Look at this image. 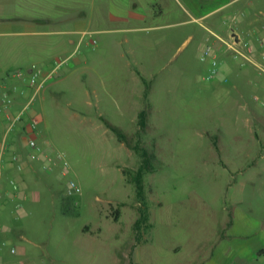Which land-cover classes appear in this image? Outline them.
<instances>
[{
  "label": "rangeland",
  "instance_id": "rangeland-1",
  "mask_svg": "<svg viewBox=\"0 0 264 264\" xmlns=\"http://www.w3.org/2000/svg\"><path fill=\"white\" fill-rule=\"evenodd\" d=\"M231 1L24 0L26 14L37 11L50 21H0L1 69L21 65L27 75L25 65L33 64L35 72L47 73L65 61L29 108L43 120L34 136L38 145L65 159L44 171L52 184L42 182L27 214L0 219V228H21L25 238H0L1 264H200L224 228L230 185L250 174L232 173V161L259 159L249 140L255 132L246 121L250 114L240 112L241 95L221 79L222 66L213 58V32L231 35L242 17L264 10V0ZM249 1L251 12L239 13ZM134 4L138 17L162 14L144 21L113 18L115 9ZM5 5L0 0V17ZM77 23L83 25L77 35L60 33ZM6 26L23 34L5 36ZM208 47L213 52L204 57ZM130 65L146 75V84L134 81ZM214 67L219 75L212 77ZM146 88L151 110L140 132L138 115L147 103L131 94ZM107 122L156 156L154 172L144 178L147 222H138L143 206L132 182L141 155ZM71 182L76 195L69 193ZM178 246L182 250L174 252Z\"/></svg>",
  "mask_w": 264,
  "mask_h": 264
},
{
  "label": "crops",
  "instance_id": "crops-1",
  "mask_svg": "<svg viewBox=\"0 0 264 264\" xmlns=\"http://www.w3.org/2000/svg\"><path fill=\"white\" fill-rule=\"evenodd\" d=\"M32 1L38 5V3L44 0ZM242 1L232 0L229 4L235 5ZM5 2L4 13L3 15L1 14L0 21L29 20L39 23L49 22L51 19L49 16L37 11L26 14V10L23 9L25 5L24 0H5ZM137 5L134 4L133 7L129 6L126 9H115L113 18L123 21H132L133 19L144 21L147 18L154 19L162 14L161 12H154L150 17H138L135 13ZM252 6V1L244 2L238 9V12L250 13ZM219 9L211 10V12ZM237 26L238 28L232 30L233 33L231 35L220 31L213 32L215 36L213 40V58L218 60L222 66L220 70L221 79L231 83L232 88L240 93L242 100V103L238 104L240 112L250 114L246 118V121L249 124L254 123L255 132L249 136V140L255 142L254 147H256L259 159L242 164H237L234 160L232 161L234 165L232 173L239 175L250 174L244 181L235 179L230 185V198L223 207L226 215V220L223 224L224 228L215 234L214 245L207 252L200 264H264V75L252 65H249L248 70L244 71L240 66V59L234 56L233 51V49H241L243 44L249 43L254 50L255 61L259 65L264 66V10H258L254 17H242ZM82 27L81 23H77L75 26L71 25L70 28H73L72 30L60 33L75 36L77 35L76 30H80ZM2 34L16 38L20 37L23 33L14 27L6 26L3 28ZM28 34L38 36L39 32L31 30ZM83 34L85 35L86 32ZM234 35L239 36V43L235 41ZM75 42V40L71 41L72 44H75ZM51 63L48 66H51ZM25 66H28L27 75L22 73L19 77L15 76L12 72L20 70L22 72L21 65L16 66L11 64L5 69L0 68V101H3L4 97L8 95L12 99L10 111L13 114L22 112L31 104L36 95L41 92L36 93L35 89L29 86L30 75L34 71L31 66L34 65ZM130 66V73L134 81L138 83L142 80L145 83L146 75L138 69L137 65ZM70 69L68 67L66 72H70ZM52 70L54 69L48 72ZM3 73L4 75H2ZM221 83L223 84V82ZM222 88L224 93H229L231 87L225 85ZM145 90L132 91L131 99L138 100L140 103H147L148 95L145 97ZM33 114L39 118L40 127L43 120L33 110L25 114L24 123L19 124L14 132L9 133L5 113L0 111V143L5 138L8 140L7 153L4 160L0 161V219L8 220L9 217L18 218L23 214H27L28 204L34 203L40 197L42 182L45 181L50 186L52 184L49 180L50 174H45L41 168L43 160L29 162L26 158L29 149L22 133L24 127L27 126L28 118ZM237 138L239 139L240 136L235 137L236 140ZM218 142L217 140L214 146L218 155L221 156L224 150ZM15 152L22 156L24 163L23 170H19L8 161L10 155ZM250 155L248 157H251ZM224 166H229V164H224ZM11 231L8 228H0V238L9 237L10 240L16 238L25 239L21 228L14 229L13 233ZM181 250V246L174 248V252H180Z\"/></svg>",
  "mask_w": 264,
  "mask_h": 264
},
{
  "label": "built area",
  "instance_id": "built-area-1",
  "mask_svg": "<svg viewBox=\"0 0 264 264\" xmlns=\"http://www.w3.org/2000/svg\"><path fill=\"white\" fill-rule=\"evenodd\" d=\"M264 40V39H263ZM93 43H96L93 41ZM234 56L239 58L241 61V65L243 67H247L249 65H252L258 69V71L264 75V66L259 65L254 58V50L252 46L249 43L243 44L241 49H233ZM213 52V49L211 47H208L204 52V57L210 55ZM65 61L59 62L57 66H55L54 70L51 72L43 73L41 71H33L30 75L29 80V86L33 89H35L36 93L39 92L41 89H43L47 83L54 78V73L57 70V68L62 65ZM15 76H21L22 72L15 71L13 72ZM219 75V69L217 67H214L212 69V77ZM12 105V99L6 95L3 99V101H0V111H3L5 113V120L8 123V132H14L15 128L25 122V114L28 113L30 104L20 113L13 114L10 111V107ZM39 118L36 115H31L28 118L27 126L24 127L23 130V136L26 140L27 148L29 149V153L27 155V160L29 162L32 161H39L43 160L42 163V170L43 171H50L51 165L56 164V160L58 159H65V156L63 154H58L56 156L53 155L51 151L48 149L41 148L36 140L34 139V136L39 135ZM8 149V140L7 138L3 139V141L0 143V161L2 162L4 160V157L7 153ZM9 163L13 166L17 167L19 170L24 169V163L22 156L19 153H12L9 157ZM70 171V165L69 163L64 160L63 166L61 169V175L66 176L68 175ZM15 184V188H16ZM69 193L70 195H76L78 194L75 183L71 182L69 184Z\"/></svg>",
  "mask_w": 264,
  "mask_h": 264
},
{
  "label": "trees",
  "instance_id": "trees-1",
  "mask_svg": "<svg viewBox=\"0 0 264 264\" xmlns=\"http://www.w3.org/2000/svg\"><path fill=\"white\" fill-rule=\"evenodd\" d=\"M149 92V88L145 90V97H147ZM151 107L147 103L146 107L139 113L138 115V125L140 132H144L148 126V116L150 113ZM107 126L111 129L118 137L120 142L125 143V145L132 150L137 151L141 155V163L136 173L132 177V182L136 188V194L139 200V204L143 206L140 209L141 218L138 222H147L149 220V212L146 206V198H145V189H144V178L148 173H153L155 170L154 163L157 164L156 156L154 153L149 152L143 146L140 145V142L136 145H133L128 136L118 127L107 122ZM69 205L67 204V208ZM69 209L66 210L68 212ZM118 213V212H117ZM116 221L118 217L116 216Z\"/></svg>",
  "mask_w": 264,
  "mask_h": 264
},
{
  "label": "water",
  "instance_id": "water-1",
  "mask_svg": "<svg viewBox=\"0 0 264 264\" xmlns=\"http://www.w3.org/2000/svg\"><path fill=\"white\" fill-rule=\"evenodd\" d=\"M234 38H235V41H236L237 43H239V42H240L239 36H237V35H234Z\"/></svg>",
  "mask_w": 264,
  "mask_h": 264
}]
</instances>
